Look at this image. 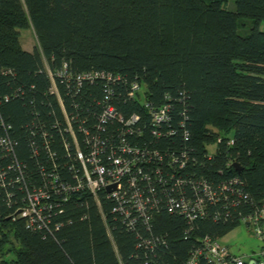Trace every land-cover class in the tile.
<instances>
[{
	"label": "trees",
	"instance_id": "16d2710c",
	"mask_svg": "<svg viewBox=\"0 0 264 264\" xmlns=\"http://www.w3.org/2000/svg\"><path fill=\"white\" fill-rule=\"evenodd\" d=\"M225 1L0 0V140L15 143V157L32 180L41 179V166L56 165L67 174L65 117L50 72L77 126L79 118L96 122L102 110L105 80L81 85L75 80L96 70L122 76L107 102L124 119L140 116L141 144L191 148L205 177L220 183L237 179L232 188L249 196L247 201L231 192L230 204H210L195 221L167 211L155 214L151 232L166 244L147 254L137 247V232L112 213L111 200L103 197L101 207L89 195L64 202L52 218L62 226L50 234L29 228L25 218L14 219L23 193L0 179V264H143L147 258L185 264L197 238H220L254 205L264 204V0H234L235 10ZM240 18L254 22L245 35L238 32ZM30 25L40 49L21 44L18 30ZM135 82L145 99L130 97ZM142 100L153 108L169 104L177 133L156 138ZM106 125L112 135L120 123ZM183 129L191 133L188 141ZM10 161L0 146V169Z\"/></svg>",
	"mask_w": 264,
	"mask_h": 264
},
{
	"label": "built area",
	"instance_id": "2783aa9c",
	"mask_svg": "<svg viewBox=\"0 0 264 264\" xmlns=\"http://www.w3.org/2000/svg\"><path fill=\"white\" fill-rule=\"evenodd\" d=\"M50 76L54 84L53 92L58 95L65 117L61 142L67 158V174L65 177L61 175L62 171L56 165L49 169L41 166L38 170L41 179L32 180L15 157V143L3 137L0 146L11 158V163L7 169H0L1 184L6 187L17 186L23 193L20 207L12 214L15 215L14 219L25 218L29 228L53 234L54 229H59L62 224L53 223L52 218L62 211L64 202L89 195L101 207L102 198L105 197L111 200V211L123 226L137 232L138 249L148 254L166 244L163 236L151 232L155 214L167 211L195 221L205 216L210 204L223 200L226 205L230 204L231 192L235 197L249 201L248 194L232 188L237 179L229 177L220 183L216 178L205 177L197 170L196 157L192 156L193 149H159L151 143L141 144L138 138L143 137V130L137 125L140 116L134 114L124 119L118 116L116 106L107 102L114 93L112 85L122 81L121 75L95 70L75 76L78 85L83 80L102 79L108 87L102 110L96 115V122L88 125L86 119L79 118L77 126L57 92L52 72ZM142 89L140 83H132L130 97L145 99ZM143 101L150 112L151 133L159 139L175 135L177 131L171 124L170 105L165 103L153 108ZM115 120L120 126L110 135L108 131L106 133V124ZM181 134L185 141L191 137L188 129H183ZM233 142L231 139L228 141L229 144ZM34 148L37 152L36 146ZM57 155V152L51 153L52 158ZM11 172L14 176L7 181ZM101 212L106 219L105 213ZM242 223L261 242L257 252L239 255L221 243L219 237L206 235L197 238L185 264H264V204L254 205L253 211L242 216L239 224ZM143 228L145 232L140 230ZM143 264L157 262L147 258Z\"/></svg>",
	"mask_w": 264,
	"mask_h": 264
},
{
	"label": "rangeland",
	"instance_id": "374dc122",
	"mask_svg": "<svg viewBox=\"0 0 264 264\" xmlns=\"http://www.w3.org/2000/svg\"><path fill=\"white\" fill-rule=\"evenodd\" d=\"M225 7L230 10H235L234 0H226ZM254 22L250 18L239 19V34H247ZM261 29L264 31V22L261 24ZM19 38L22 46L27 50H33L34 48H41L39 38L30 25L28 28L18 30ZM212 147L215 148V145ZM213 148V150H214ZM220 242L226 244L230 249L237 254H252L254 251L257 252L261 245V242L255 237L253 232L244 223L237 225L228 232L224 233L220 237Z\"/></svg>",
	"mask_w": 264,
	"mask_h": 264
},
{
	"label": "water",
	"instance_id": "95a60500",
	"mask_svg": "<svg viewBox=\"0 0 264 264\" xmlns=\"http://www.w3.org/2000/svg\"><path fill=\"white\" fill-rule=\"evenodd\" d=\"M235 166L237 167V169H238L239 171H241V170L243 169V167H241L240 163H238V162H235ZM109 190H111V187H109ZM251 263H252V262H251Z\"/></svg>",
	"mask_w": 264,
	"mask_h": 264
}]
</instances>
